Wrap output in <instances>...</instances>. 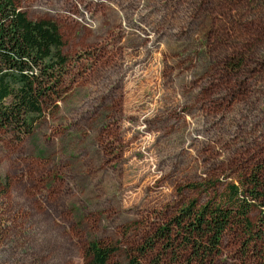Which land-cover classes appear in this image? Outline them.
I'll use <instances>...</instances> for the list:
<instances>
[{"label":"rangeland","instance_id":"1","mask_svg":"<svg viewBox=\"0 0 264 264\" xmlns=\"http://www.w3.org/2000/svg\"><path fill=\"white\" fill-rule=\"evenodd\" d=\"M18 5L67 63L33 130H0V264H86L90 242L127 264L182 204L264 171V0ZM249 219L206 264H264V207Z\"/></svg>","mask_w":264,"mask_h":264},{"label":"trees","instance_id":"2","mask_svg":"<svg viewBox=\"0 0 264 264\" xmlns=\"http://www.w3.org/2000/svg\"><path fill=\"white\" fill-rule=\"evenodd\" d=\"M58 26L31 20L18 0H0V130L29 134L43 109L58 97L67 58ZM236 64H230L234 67ZM264 172L225 186L219 201L192 199L127 251V264H206L219 253L225 231L241 225L247 233L252 206L264 207ZM1 186V180H0ZM194 187V185H189ZM207 188L205 183H199ZM253 236H251L252 238ZM86 264H109L118 247L90 242Z\"/></svg>","mask_w":264,"mask_h":264}]
</instances>
